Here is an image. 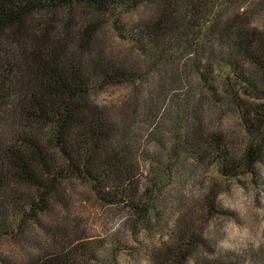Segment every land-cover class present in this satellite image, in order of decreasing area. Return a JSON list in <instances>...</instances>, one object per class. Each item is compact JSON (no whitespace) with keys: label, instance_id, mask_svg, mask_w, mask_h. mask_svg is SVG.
<instances>
[{"label":"trees","instance_id":"obj_1","mask_svg":"<svg viewBox=\"0 0 264 264\" xmlns=\"http://www.w3.org/2000/svg\"><path fill=\"white\" fill-rule=\"evenodd\" d=\"M123 85L127 98L97 100ZM226 106L243 122L241 147L217 126ZM141 123L153 126L151 157L166 164L141 162ZM262 163L264 0H0V264H98L71 231L74 181L149 225L154 193L175 172L212 165L233 179ZM220 191L197 200L208 216L230 214ZM189 215L150 264H220Z\"/></svg>","mask_w":264,"mask_h":264},{"label":"rangeland","instance_id":"obj_2","mask_svg":"<svg viewBox=\"0 0 264 264\" xmlns=\"http://www.w3.org/2000/svg\"><path fill=\"white\" fill-rule=\"evenodd\" d=\"M107 30L113 47L122 46L113 29L107 27ZM130 94L129 86H109L97 95V100L106 105ZM233 108L226 106L221 111L217 110L219 114L214 116L219 130L241 147L246 134L239 113ZM152 127L147 123L139 126L138 137L145 152L140 153V160L144 163L143 159H146L157 166L160 159L159 164H166L165 157L157 161L151 157L156 154L150 135ZM164 131L163 139L168 148L170 143L166 137L170 138L169 127ZM185 161V156H179L182 167L187 164ZM195 168H183V174L175 172L169 183L156 189L153 196L155 213L149 225L138 221L121 207L102 206L88 184L70 183L65 195L71 211V231L75 237L85 239V246L97 251L100 257L98 264H150L151 250L167 238L169 227H174L180 214L188 216L190 213V218L197 221L198 228L204 231L213 245V253L211 251L210 254L216 260L219 258L220 264H264V163L258 167L257 174L233 179L221 176L212 165L204 169ZM191 174L199 177L192 179ZM214 184L221 189L219 201L230 213L228 215L208 216L200 203L197 205L199 197ZM58 212L62 215L65 209L60 207ZM44 220L45 224L50 221L48 218ZM35 232L42 237V228L35 227Z\"/></svg>","mask_w":264,"mask_h":264}]
</instances>
